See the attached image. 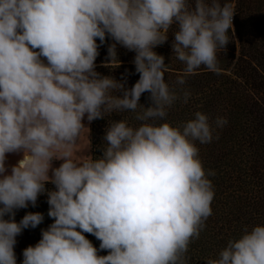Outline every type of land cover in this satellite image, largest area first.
Wrapping results in <instances>:
<instances>
[{
    "label": "clouds",
    "instance_id": "9594fccd",
    "mask_svg": "<svg viewBox=\"0 0 264 264\" xmlns=\"http://www.w3.org/2000/svg\"><path fill=\"white\" fill-rule=\"evenodd\" d=\"M234 15L233 0H0V264H17V237L43 222L40 212L15 220L41 194L54 222L23 250L22 264H188L214 199L215 172L204 168L196 142L210 143L214 128L200 111L175 125L160 121L175 101L188 102L187 77L201 66L219 70ZM173 26L172 54L184 65L179 92L154 50ZM109 38L104 67L120 66L117 44L135 53L139 79L130 88L95 70ZM123 112L139 125L108 120L102 155L74 157L90 131L85 118ZM8 154L22 158L8 165ZM206 264H264V224L245 226Z\"/></svg>",
    "mask_w": 264,
    "mask_h": 264
},
{
    "label": "trees",
    "instance_id": "16d2710c",
    "mask_svg": "<svg viewBox=\"0 0 264 264\" xmlns=\"http://www.w3.org/2000/svg\"><path fill=\"white\" fill-rule=\"evenodd\" d=\"M233 2L235 15L233 28L228 33L230 41L217 53L219 70L211 72L201 66L196 74L187 77L182 88L191 93L188 102L184 103L182 98L175 101L166 120L160 121L175 125L193 118L194 113L200 111L209 116L214 128L210 143L196 142L204 168L215 172L208 176L214 188V199L212 214L204 229L189 245L188 264H206L207 258H216L227 241L238 237L245 226L251 229L264 224V0ZM175 30L173 26L168 41L154 50L165 57L168 65L165 81L179 92L180 86H176L175 81L184 65L172 54ZM113 42L109 38L100 46L95 70L101 75L126 81V87L130 88L139 79L133 63L134 52L117 44L120 66H103L109 59L108 46ZM149 95L141 96L140 103L145 107L151 104ZM134 117L132 112L113 113L90 122V155H102L108 120L126 118L130 125L138 126L140 122ZM217 117L226 119L227 123L216 127ZM46 188L54 190V185L48 183ZM48 209L47 195L41 194L35 207L29 204L27 208L16 210L17 222L28 212L44 215L39 226L25 229L17 237L14 249L17 264H22L23 250L29 245L34 246L41 239V231L54 222L47 214ZM85 235L99 249L100 241L91 234ZM107 254V251L99 252V255Z\"/></svg>",
    "mask_w": 264,
    "mask_h": 264
},
{
    "label": "rangeland",
    "instance_id": "374dc122",
    "mask_svg": "<svg viewBox=\"0 0 264 264\" xmlns=\"http://www.w3.org/2000/svg\"><path fill=\"white\" fill-rule=\"evenodd\" d=\"M83 123L85 124L86 128L89 129L90 123L87 121L86 118L83 121ZM72 151H73L74 157L76 158L85 157L87 155H90L89 133L87 129L84 130L78 143L74 146ZM21 158H22V154H8L7 164L14 165ZM60 163H62V161L54 160L53 167H58Z\"/></svg>",
    "mask_w": 264,
    "mask_h": 264
}]
</instances>
